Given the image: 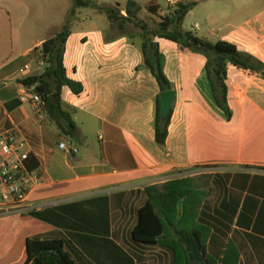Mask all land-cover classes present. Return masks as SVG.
Returning a JSON list of instances; mask_svg holds the SVG:
<instances>
[{"label": "crops", "instance_id": "0c3cea01", "mask_svg": "<svg viewBox=\"0 0 264 264\" xmlns=\"http://www.w3.org/2000/svg\"><path fill=\"white\" fill-rule=\"evenodd\" d=\"M182 3L195 4L188 15H198V37L234 44L264 63V0ZM94 13L77 14L66 44L67 76L84 86L80 95L68 87L62 92L63 108L75 124L73 135L61 134L48 118L40 122L31 106L18 101L23 91L19 80L24 77L7 82L17 70L0 74V135L15 131L24 152L40 162L34 171L40 182L22 205L25 213H17L19 206L12 204L8 211H0L3 262L22 264L27 239L40 237L64 240L76 264H174L167 245L133 240L138 212L148 200L146 189L209 175L215 194L210 198L195 186V196L187 203V210L194 211L189 225L201 231L207 253L217 264H264L262 76L228 65L233 114L228 121L210 100L207 60L157 39L164 72L177 94L162 148L154 128L161 91L152 73L142 68L140 43L122 35L108 20L102 28L89 26ZM150 15L157 25L158 17ZM61 28H44L47 37L32 42L23 58L34 59V66V50ZM66 141L79 149L73 158L59 148ZM36 205L46 207L28 211Z\"/></svg>", "mask_w": 264, "mask_h": 264}, {"label": "trees", "instance_id": "16d2710c", "mask_svg": "<svg viewBox=\"0 0 264 264\" xmlns=\"http://www.w3.org/2000/svg\"><path fill=\"white\" fill-rule=\"evenodd\" d=\"M72 3L73 6L61 30L42 44L45 61L42 72L19 80L23 86H35L36 92L44 102V113L48 121L56 124L61 134L71 136L75 128L71 115L63 108V89L68 87L75 95L84 92L82 83L67 76L64 64L66 44L78 10L91 9L96 14L105 16L114 28L132 42L139 40L144 58L142 68L149 70L156 78L161 93L173 90V85L164 72V57L156 42L157 39L172 42L182 52L203 56L207 60L206 74L211 88L210 100L228 121L233 115L228 104V65L259 74L264 79V63L254 56L239 51L234 44L225 41L213 43L184 29L185 18L195 6L193 3H181L168 13L158 4L149 3L147 11L159 19L155 28L139 18L143 9L133 0H129L124 9L120 3L107 5L97 0H72ZM35 51L36 49L34 53ZM160 97L161 94L156 99L154 128L156 142L164 148L171 115L168 121L161 120ZM11 106L12 103L7 104L9 109ZM25 163L30 172L40 167V162L33 154H29ZM210 180L211 176L201 175L147 188L148 200L138 212V221L132 231L133 240L146 245H167L174 255V264H217L207 253L201 231L189 225L193 220L194 211L187 210V203L195 196V186L207 191L212 198L215 187L211 186ZM33 215L40 218V214ZM22 264L76 263L66 250L64 240L34 237L26 241V256Z\"/></svg>", "mask_w": 264, "mask_h": 264}, {"label": "rangeland", "instance_id": "374dc122", "mask_svg": "<svg viewBox=\"0 0 264 264\" xmlns=\"http://www.w3.org/2000/svg\"><path fill=\"white\" fill-rule=\"evenodd\" d=\"M97 1L107 5H116V3H120L122 7H125L129 0ZM133 1L143 9L141 12V19L146 20L152 28H155L156 24L152 23L151 19H149L151 17L153 18V16H151L146 9L151 0ZM157 1L163 8H167V0ZM72 6V0H0V74L7 70H13L15 72L17 70V72L7 80L8 83H16L17 79L22 77V75L18 73V67H20V65L24 66L25 63L33 65L34 59L23 58L24 53L33 46L32 42L47 37L44 29L46 27L50 26L52 31L60 29L62 25H64L68 17L67 13ZM79 12H82L85 16L94 13L91 9L78 10V13ZM95 15L92 22L88 24L89 26H99L102 28L109 25L105 17L98 16V14ZM197 16L198 15L195 13L190 14L184 21V29L191 31L195 35H199L195 31ZM132 30L135 31L136 29L132 28ZM137 41L140 43L139 40ZM10 57L12 60L9 62L8 59ZM192 59L197 60L195 57H192ZM41 72L42 70L40 73ZM29 74L30 76L33 75L31 72ZM35 74H39V71H36ZM1 97L0 93V99ZM217 110L223 114L220 109L217 108ZM0 264H6L3 262L1 252Z\"/></svg>", "mask_w": 264, "mask_h": 264}, {"label": "built area", "instance_id": "2783aa9c", "mask_svg": "<svg viewBox=\"0 0 264 264\" xmlns=\"http://www.w3.org/2000/svg\"><path fill=\"white\" fill-rule=\"evenodd\" d=\"M182 3V0H167V4L172 9H176ZM36 58L34 66L26 64L19 70L22 77L26 78L36 71H41L45 66L43 60V46L36 48ZM27 75V76H26ZM23 91L19 94V101L27 104L36 112L40 122H46L47 116L44 113V102L42 97L36 92L35 86H23ZM70 158L79 153V149L70 141L59 145ZM29 153L24 152V143L19 140L15 131H8L0 135V211H8L10 204L19 206L17 213H25L26 207L22 205L27 203L29 193L33 186L39 184L40 177L35 172L28 171L26 160ZM46 207L45 205H36L28 208V211H36Z\"/></svg>", "mask_w": 264, "mask_h": 264}, {"label": "water", "instance_id": "95a60500", "mask_svg": "<svg viewBox=\"0 0 264 264\" xmlns=\"http://www.w3.org/2000/svg\"><path fill=\"white\" fill-rule=\"evenodd\" d=\"M177 94L175 90L161 93L160 97V118L163 122L169 120L172 110L176 104Z\"/></svg>", "mask_w": 264, "mask_h": 264}]
</instances>
